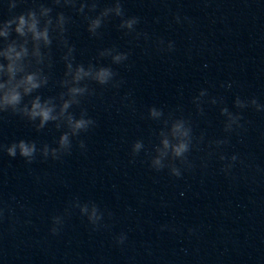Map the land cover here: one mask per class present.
Segmentation results:
<instances>
[{
  "label": "water",
  "instance_id": "1",
  "mask_svg": "<svg viewBox=\"0 0 264 264\" xmlns=\"http://www.w3.org/2000/svg\"><path fill=\"white\" fill-rule=\"evenodd\" d=\"M36 2L22 0L14 13ZM110 2L100 0V7ZM123 4L126 17L140 21L128 35L114 17L92 37L74 9H54L72 18L67 36L77 62H97L98 52L109 47L128 52L129 59L112 65L123 81L119 88L89 82L93 94L72 110L78 116L86 109L96 125L73 138L69 154L59 160L37 154L29 164L0 150V264H264V112L234 105L237 96L264 103V0ZM12 14L0 0V19ZM161 40L164 48L174 41V51L162 50ZM52 54V79L40 90L45 97L61 91L64 65L55 41ZM201 89L208 92L203 115L193 103ZM213 97L222 103L212 105ZM152 106L192 124V167L175 161L183 172L179 178L169 168L150 166L164 127L148 117ZM224 106L242 112L243 128L224 131ZM59 135L54 124L37 132L11 112L0 114L4 148L20 139L55 146ZM225 138L228 143L217 148L214 141ZM138 139L145 150L134 157ZM233 154L238 160L226 173ZM77 198L100 208V226L72 207ZM56 216L64 222L53 235ZM121 233L127 239L119 245Z\"/></svg>",
  "mask_w": 264,
  "mask_h": 264
},
{
  "label": "clouds",
  "instance_id": "2",
  "mask_svg": "<svg viewBox=\"0 0 264 264\" xmlns=\"http://www.w3.org/2000/svg\"><path fill=\"white\" fill-rule=\"evenodd\" d=\"M20 3L22 0H6L9 12L13 14L8 19H0V114L11 112L26 120L37 132L47 128L50 123L54 124L60 135L54 142L55 146L48 143L38 146L35 140L20 139L6 148L0 146V150L6 151L12 158L19 155L29 164L34 161L37 154L45 159L59 160L71 152L73 138L87 133L96 125L95 119L89 116L86 109H82L78 116L72 110L74 106H80L85 97L93 94L89 82L119 88L123 81L116 79L118 74L112 65L124 64L129 59V53L119 51L116 47H109L98 52L97 62L87 64L77 62L76 46L67 36L72 18L64 11L54 14V9H74L86 22V30L92 37H99L105 23L114 17L120 18L118 28L125 35L135 32L140 21L136 16L126 17L123 0H111L102 8L100 0H51V3L48 0H37L33 7L15 14L14 10ZM176 21L180 22L179 16L176 17ZM140 35L147 39V34L137 33V38ZM54 41L62 51L60 59L64 65L63 76L57 81L61 91L45 97L40 94V90L49 88L52 79ZM159 43L162 50L174 51V41H168L166 48L163 47L165 43L163 40ZM105 58H110L111 63L107 65L99 63V60ZM231 86L228 84L229 88ZM207 95V89H201L193 98V103L201 115L204 114L201 106L203 98ZM210 103L217 105L222 101L213 97ZM234 105L241 110L252 107L257 112H264V103L256 98L248 100L237 96ZM220 114L225 117L226 133L243 128L242 112L234 113L224 106L220 108ZM148 117L153 121H162L164 125L159 132V144L155 146V155L151 156L150 166L157 171L169 168L172 176L181 177L182 168L176 166L174 162L179 161L186 168L192 167L188 159V154L194 146L191 122L183 117L174 118L171 114L165 117L164 110L156 106L148 109ZM200 139L202 141L203 136ZM227 143V138L214 141L217 148ZM79 147L82 150L86 149L83 140L79 142ZM143 150L144 141L138 139L132 145V155L135 157ZM220 159L223 161L227 157L221 155ZM237 160L238 156L233 154L231 163L226 164L223 171L230 172ZM72 207L78 208L80 214L86 216L94 227L100 226L104 213L95 203L81 204L77 198ZM2 214L0 211V215ZM63 222L62 216L53 218L51 228L53 235L59 233ZM126 239L127 235L121 233L116 243L122 245Z\"/></svg>",
  "mask_w": 264,
  "mask_h": 264
}]
</instances>
